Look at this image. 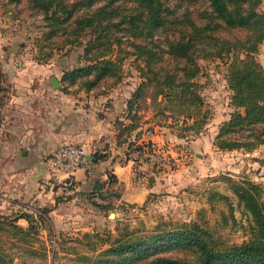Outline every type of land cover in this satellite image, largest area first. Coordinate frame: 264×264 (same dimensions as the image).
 <instances>
[{
  "label": "trees",
  "instance_id": "16d2710c",
  "mask_svg": "<svg viewBox=\"0 0 264 264\" xmlns=\"http://www.w3.org/2000/svg\"><path fill=\"white\" fill-rule=\"evenodd\" d=\"M262 1L8 0L19 14L42 22L41 61L66 48L82 49L79 64L62 72L65 92L106 94L122 80L124 60L133 58L140 82L126 102L124 119L114 122L116 146L132 145V132L148 121L142 107L148 98L164 117L169 103L175 104L176 111L187 113L181 120L186 121L190 111L203 104L201 85L195 80L198 60L217 58L227 64L226 87L234 111L218 125L214 145L246 151L264 144V68L255 57L264 41ZM1 74L4 82L2 70ZM205 117L201 115L202 121ZM106 157L95 153L92 160ZM227 181L246 214L248 240L228 242L216 230L191 220L116 237L100 248L93 264H264L263 188L245 179ZM19 218L27 226L18 224ZM35 219L28 213H0V233L33 243L38 232ZM232 220L236 222L233 216ZM5 261L2 258L0 264H16Z\"/></svg>",
  "mask_w": 264,
  "mask_h": 264
},
{
  "label": "rangeland",
  "instance_id": "374dc122",
  "mask_svg": "<svg viewBox=\"0 0 264 264\" xmlns=\"http://www.w3.org/2000/svg\"><path fill=\"white\" fill-rule=\"evenodd\" d=\"M12 8L8 0H0V34L7 37V41L0 42V53L2 45H9L16 54L49 64L59 78L61 72L79 64L77 57L82 49L78 47L55 52L47 62L41 61L44 56L40 50L42 22ZM259 9L264 13V1ZM255 57L264 68V41ZM132 62L133 58L124 60V76L113 88H136L139 84ZM223 62L217 58L198 60L200 73L195 80L201 85L203 104L192 109L186 121L181 120L187 113L176 111L175 104L169 103L170 109L164 117L148 98L142 107H145L144 117L149 119L142 122L132 145L113 150L109 141L105 143V151L101 153L107 155L108 161L128 164L132 169V180L123 184L114 183L106 171L108 181L114 183L111 192L120 196L111 197L106 204L93 197L82 200L86 193L78 190L72 175L71 185L56 186L51 192L62 200L56 214L51 204L41 205L36 196L11 213L14 217L37 214L38 232L33 243L0 233V260L4 258L5 262L12 260L16 264H93L100 248L107 247L116 237L174 227L191 220L216 230L228 242L248 240L251 234L246 214L227 178L258 183L263 188L264 201V144L250 151L221 150L214 145L218 125L234 111L226 87L227 64ZM202 114L206 116L204 121ZM43 180L39 181L38 191ZM217 194L227 196L228 200ZM84 206L91 208L82 210ZM80 212L88 217L79 222L66 220L68 215L74 217ZM17 223L28 224L22 218Z\"/></svg>",
  "mask_w": 264,
  "mask_h": 264
},
{
  "label": "crops",
  "instance_id": "0c3cea01",
  "mask_svg": "<svg viewBox=\"0 0 264 264\" xmlns=\"http://www.w3.org/2000/svg\"><path fill=\"white\" fill-rule=\"evenodd\" d=\"M4 40L7 41V37L0 34V42ZM2 48L0 66L4 88L0 97V213L11 215L17 206L36 196L41 205L51 204L56 214L55 211L62 207V200L51 192L39 193L37 186L40 180L50 175L46 157L60 145L68 143L85 144L86 156L91 157L73 173L78 190L86 193L82 200L93 197L106 204L111 197L120 196L111 192L112 184L132 180L131 166L118 164L115 160L108 161L107 157L93 161L95 153H90L88 145L108 138L110 149H125L127 143L116 146L114 122L124 119L126 102L131 99L135 88H111L103 95L87 94L84 90L65 92L58 74L52 72L49 64H40L16 54L9 45L4 44ZM51 77L59 80V88L52 86ZM141 126L132 132L130 141L136 137ZM106 171L114 176L111 177L114 183L108 181ZM97 184L101 185L103 195H117L99 198ZM69 202L75 203L76 200ZM84 208L89 210L91 207L81 209ZM86 215L80 212L74 218L70 214L66 220L79 222L85 220Z\"/></svg>",
  "mask_w": 264,
  "mask_h": 264
},
{
  "label": "built area",
  "instance_id": "2783aa9c",
  "mask_svg": "<svg viewBox=\"0 0 264 264\" xmlns=\"http://www.w3.org/2000/svg\"><path fill=\"white\" fill-rule=\"evenodd\" d=\"M4 88L0 68V97ZM109 140L99 139L88 145L90 153H101L105 151L106 144ZM85 144H63L54 149L45 159L46 166L50 173L47 179H44L39 185V193L53 192L54 187L66 188L72 184L71 176L85 163L86 157ZM66 186V187H65ZM37 214H33L36 217Z\"/></svg>",
  "mask_w": 264,
  "mask_h": 264
},
{
  "label": "water",
  "instance_id": "95a60500",
  "mask_svg": "<svg viewBox=\"0 0 264 264\" xmlns=\"http://www.w3.org/2000/svg\"><path fill=\"white\" fill-rule=\"evenodd\" d=\"M49 81H50V83L52 84V86L54 88H59L60 87V82H59V80L56 77H51ZM90 159H91V157L88 156V155L85 157V160H90ZM100 187H101V185L97 184V188H99V191L97 192V196L99 198H106V197H108L110 195H117L115 193L103 195L102 194V190L100 189ZM110 215L112 216L113 214L111 213Z\"/></svg>",
  "mask_w": 264,
  "mask_h": 264
}]
</instances>
